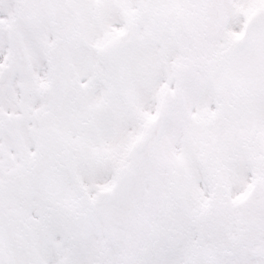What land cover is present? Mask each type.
<instances>
[{
  "label": "snow or ice",
  "instance_id": "1",
  "mask_svg": "<svg viewBox=\"0 0 264 264\" xmlns=\"http://www.w3.org/2000/svg\"><path fill=\"white\" fill-rule=\"evenodd\" d=\"M0 264H264V0H0Z\"/></svg>",
  "mask_w": 264,
  "mask_h": 264
}]
</instances>
